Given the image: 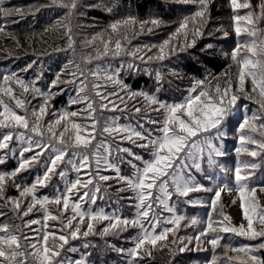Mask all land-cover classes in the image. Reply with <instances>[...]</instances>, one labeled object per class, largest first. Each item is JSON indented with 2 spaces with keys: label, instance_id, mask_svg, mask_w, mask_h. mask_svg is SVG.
I'll list each match as a JSON object with an SVG mask.
<instances>
[{
  "label": "snow or ice",
  "instance_id": "snow-or-ice-1",
  "mask_svg": "<svg viewBox=\"0 0 264 264\" xmlns=\"http://www.w3.org/2000/svg\"><path fill=\"white\" fill-rule=\"evenodd\" d=\"M184 3H198V9L195 13L186 17L176 28L167 40L158 48V54L155 57L140 55L141 52H151L153 47L147 46L138 48L133 52L127 53L135 59L141 61H151L153 59L163 61L167 56L177 55L181 52L192 48L196 44V39L203 34V26L207 22L209 0H182ZM52 4L61 8H69L67 16H71L73 10L80 6V0H69L65 3L64 0H52ZM232 7L249 8V3L239 4L237 0H231ZM260 15L253 17L250 12L247 17L236 16V21L247 20L248 24H253L255 19H259L264 15V4L260 5ZM111 11V8L107 9ZM22 10L17 8L16 12L20 13ZM6 17L11 16V10H5L0 7ZM67 18V17H66ZM60 24V27L65 29V34L68 36L69 41L72 40V27L69 21L68 24ZM139 24V31L143 33L145 30L153 32L156 28L160 27L162 21L157 18L150 20L138 21L135 17H127L123 21H117L110 25L112 33H118L121 28H128L131 26L133 34L136 33V25ZM151 25V27H149ZM5 26H0V32H4ZM237 36L241 33L240 27L235 29ZM247 31V29H245ZM227 33H225V36ZM249 35L255 36V30L249 32ZM183 37V41L179 38ZM189 37L191 39L189 40ZM95 39V38H94ZM127 39L126 35L122 39L115 41V48L112 49L110 42H105L104 55L110 51L113 55L118 56L125 51L123 47V40ZM88 43H91L90 41ZM71 47V43L69 45ZM207 47H211L208 45ZM240 45L232 51V59L236 60L239 55ZM255 42L248 46V52L256 55ZM264 51V49H261ZM90 62V61H86ZM28 64L22 71L27 72L33 67V64ZM257 67L256 64L245 58L241 63V70L239 74V88L236 91L244 92L245 68ZM125 66L122 64L120 68L115 69L113 72L108 70L111 74H106L101 77L99 69L91 72V76L97 81L103 79L106 82L119 85L121 90L127 92L129 99H135L137 96H142L147 102L148 107L158 105V108L152 109L153 111L163 110L166 113V118L163 122V127L160 129L162 135L154 136L151 129L145 128L143 123H138L137 126L131 124L119 123L120 117H110L101 130V135H107L112 138L113 142L128 141L137 148L150 151L151 159L143 160L142 156L137 155L131 148L116 147L113 150V145L102 141L96 145V150L89 154V149L96 138V131L99 121L95 119V112L97 111L95 104L96 101L92 100L89 96L84 95L87 89L85 83L87 77L83 72L79 73V87L76 89V97L69 99V104L86 103L87 107L82 110L86 114L85 118L91 120L90 125L78 124L70 120V117H77L81 113L62 111L58 118L48 124L45 130L42 126V120L48 113L51 100V89L57 87L61 83H75L78 77L73 73V79L69 81H61V73H57L56 79L52 80L49 85V92H42L40 88L35 86V81L31 82V86L26 84L25 81L19 78L16 72L6 74L3 77V83H0V128L6 129V132L0 133V150H10L15 152L16 149L10 148V142L13 140L20 141L19 148V163L18 166L11 172L0 171V202L5 206L10 205L11 211L14 212L21 219L28 216L37 208L42 209L44 212V227L47 229L48 221L62 219L70 211L72 215L67 216L66 223L63 224L62 232L67 234H60L56 236L55 233L44 231L42 241L37 244L27 243L30 239L29 236L14 233L9 230V226L4 224L0 226V264H16L18 258L20 264H29V257H32L37 264H88V259L92 253H81L79 259L73 260L71 257L65 256L64 259L58 260L62 254L67 251L71 253L78 252L79 249L70 246V240H85L95 234L96 223L107 221V225L103 228L102 236L117 235L121 232L127 231L129 228H140L137 242L135 246L127 250V255L132 259L129 264H135V260L141 257V253L145 252L151 256V250L147 246L155 249L158 246H167L165 242L169 239V234L176 237L177 231L183 226L188 227L199 223L196 217H193L189 224L182 225L181 222L186 218L176 212V204H170L173 196L178 198H188L190 193L193 192H215L211 199L212 211L215 212L219 205L221 194L223 191H231L235 187L239 194L240 207L243 211V218L247 222L246 227L244 224L237 226L231 225V218L223 215L221 220L214 221L209 214V220L202 232L194 236L178 237L179 243L182 247H178L179 253L192 251L190 247L193 241L196 242V251L204 250L201 244L210 234H215L214 238L207 239V243L211 245L213 251L221 244L222 237L219 235L223 233H234L251 240L257 238H264V230H257L254 226L258 223L264 226V207H262L257 198V192H264V184L259 187H250L254 170L259 167L256 163H245L243 167L237 165L233 172V182L231 184L224 183L217 185L215 188L206 187L199 183L193 174V169L204 175L208 181L215 178V173L206 174L204 172L203 164L206 162L209 169H214L218 164L217 157L227 155L224 150V145L221 143L219 146L214 141L222 140L227 136V132L223 130L226 120L233 114V109L238 108V101L241 97L237 96L232 88L231 83L221 91L219 85L216 86V97L209 91H200L198 95H192L196 92L197 88L202 86L205 81H196L193 88L190 90V95L186 97L184 103L168 104L161 102L157 99L156 95H150L143 91H132V89L124 84L119 79V74L124 70ZM128 70L139 69L134 63L127 65ZM63 71V70H62ZM247 75L253 77V91L259 88V95L261 97V106L264 107V77L257 81L255 73L248 72ZM38 79V78H37ZM162 79L159 72L156 73V80L159 82ZM14 81L21 89L22 93L17 95L14 89L9 84ZM103 85L100 83H93L92 89L96 97L99 98V110L104 111H127V105L120 108L113 98L117 97L116 93H106L103 91ZM63 91V89H61ZM159 91V88H157ZM34 93L43 98V103L38 109H32L29 114L30 101L25 94ZM4 96L14 101L15 108L10 106L4 100ZM15 109L22 110L24 114H19ZM136 114H140L144 109L137 107L134 109ZM31 117V119L29 118ZM186 116L187 119L183 117ZM261 119L258 116L245 117L244 121L240 124L238 131L241 133L239 137V146L235 149L237 154L242 151L246 152L252 157L260 155V152L255 150L249 151L246 147L247 144L258 145L261 150H264V141H258L252 136L246 137L242 130L250 128L251 131L256 132L259 130L264 135V124L257 125V121ZM149 123L156 124L157 121L149 120ZM71 125L70 127L68 125ZM63 126V131L57 129ZM23 128L24 132H19L17 129ZM90 129V130H89ZM32 135H28V132ZM215 132V135L210 133ZM45 132L49 134L48 142H44L43 137ZM83 133V134H82ZM205 133L209 135L205 136ZM204 136L202 142L198 141V137ZM39 137L40 139H36ZM55 140L60 147H56L52 141ZM26 145V146H25ZM103 150V151H101ZM30 155L26 158L25 154ZM127 154L134 160H141L143 167H140L132 160L123 157L121 154ZM46 154L49 156L50 162H43L41 158ZM7 152L0 155V165H4L7 161ZM119 160L117 164L115 161ZM95 164V175H93L92 168ZM124 163L130 164L136 171L132 176H124L121 174L120 168ZM68 164L76 173V179L68 180L67 171H58L61 165ZM43 166L45 169L42 175H38L35 180L30 184H15L17 176L23 172L28 171L33 167ZM101 169L104 171L112 170L115 172V177L102 175ZM221 171L227 173L231 169H225L221 166ZM246 173V174H245ZM59 175L61 180L65 181V188L61 190L57 188V195L55 197L38 196L39 189L46 188L56 175ZM115 179L118 184L126 185V187H118L117 192L122 193L125 191H132L135 194V204L132 205L136 208V215L129 219L128 217L121 216L118 211H113L106 214L104 209H93V205L97 200H102L105 196L110 197L107 189H102L101 182L107 184L108 181ZM14 184L19 192L18 197H11L6 195V187L9 184ZM113 185H108L111 188ZM83 190V191H82ZM76 199H73V197ZM123 197H121L122 199ZM131 199V197H130ZM90 201V203H89ZM186 203L198 204V200L186 199ZM235 202V201H233ZM26 205V207H25ZM50 205L58 207V215L50 211ZM162 207L164 211L171 213V218H165L162 215L157 216V211ZM5 215L0 211V216ZM87 220V230L81 229V224ZM155 220V223L152 221ZM171 224L172 227H165L163 231L156 233L157 227L161 224ZM75 222V223H74ZM40 221L32 220L25 224V227H30L31 224H38ZM149 224L151 231L145 228V224ZM50 235L53 239V244L49 246L48 241ZM27 243L31 251H26L21 240ZM59 241V243H56ZM185 241H187L185 243ZM177 240L173 239L172 243ZM42 245V246H41ZM65 246H69L65 248ZM115 248L114 245H110ZM94 247L93 245L85 242L84 249ZM225 248H229L225 245ZM259 249H264V243H260L255 248L252 246H242L239 248H231V251L236 253L235 257H229L230 260H235L238 264H264V258L259 257L255 253ZM117 252L125 253L122 248H115ZM246 257V259H244ZM208 264H216V256L213 255Z\"/></svg>",
  "mask_w": 264,
  "mask_h": 264
},
{
  "label": "trees",
  "instance_id": "trees-1",
  "mask_svg": "<svg viewBox=\"0 0 264 264\" xmlns=\"http://www.w3.org/2000/svg\"><path fill=\"white\" fill-rule=\"evenodd\" d=\"M64 2L69 3V0H64ZM0 7L5 10H11L12 13L11 16L6 17L0 12V26H5L4 32H0V83H3L4 75L16 72L19 75V78L23 79L26 84H29V86H31L32 81H35V86L40 88L42 92H49V85L52 80L56 79L57 73H61V81L72 80L73 73L78 77L75 83H61L57 87L51 89V100L48 113L44 116L41 122L46 126H48L52 118L53 120L58 118L57 114L62 111L73 112L77 109V111L82 113V110L87 107L86 103L69 104V99L76 97L77 95L76 89L79 87V79L82 78L79 77L80 72H83L87 77L85 81L87 89L84 92V95H87L92 100L96 101L95 107L97 109V115L98 112H101L98 106L100 101L99 98L95 96L92 89L93 83L98 82L103 85L104 87L102 90L106 93H116L117 97H122L123 102H121V99L119 98H113L120 108H124L125 105H127V111H107L108 114L101 113L100 115L102 117H106L105 121L100 117L98 118V121L102 124L101 128L105 126V123L110 117L114 116L120 117L121 121L119 123L133 124L132 121L136 120V118L133 117L135 114L134 109L137 107L144 109L142 113L138 114L143 117V121L147 114H163L164 111H153L152 109L158 108L159 106L153 105L151 108L148 107L147 102L142 96H137L135 99H129L127 92L121 90L119 85L106 82L103 79L97 81L91 76V72L97 71L98 69L99 75L103 77L106 74H111L108 72L111 68L114 72L115 70H113V67L115 65H117L116 67H119V65L121 66L123 64L125 68L119 74V79L124 84L128 85L132 91H143L150 95L154 94L159 101L168 104L179 103L181 97L184 98L185 96L190 95V90L193 88V85L196 81L200 80L205 81V83L197 88L196 92L192 93V95H198L200 91H209L214 97H216L213 91L217 85H219L221 91H223L229 83L235 85V77L240 74L241 68L236 64L231 68L232 77L227 75L230 71V68L228 69L230 56L227 53H224L222 43L223 38L219 36L220 28L218 25L219 18L224 14V0H209L208 15L206 17L207 22L203 26V34L196 39L194 47L177 55L167 56L163 61L156 59L148 61L147 63L149 64V67L145 66L144 61L133 58V63L139 69L138 71L127 69V65L124 62V57L127 53L133 52L138 48H143L145 45L149 47L156 46L152 48L151 52L140 53V55L155 57L158 54V48L163 41L167 40L173 33H175L176 28L186 17L192 16L195 11H197L198 3H189L188 5L179 0H80V6L73 10L71 16H67L69 8H61L53 5L52 0H0ZM17 8L22 11L17 13ZM108 8H111L112 10L108 11ZM130 16L135 17L138 21L157 18L162 21V24L153 32L145 30L143 33H140L139 24H137L136 33L138 34H133L131 26L128 28H121L118 33H112L110 29L111 24L117 21H123ZM58 21L62 24H68L70 21L72 27L71 42L65 34V29L60 27V24L57 23ZM149 27H151V25H149ZM125 35L127 39L123 40L124 52L118 56L113 55L111 51L107 55L103 54L105 42H110L111 48L114 49L115 41L117 39H122ZM179 39L183 41V37H180ZM190 39L191 37H189V40ZM89 41L91 43H88ZM70 43L71 47L69 46ZM208 45H211V47H207ZM119 59H122L121 64H119ZM255 60H258V58ZM255 60L253 64H256L257 67L253 68L249 65L245 70L247 73L250 71L255 73L256 79L259 81L264 77V65H259V62H255ZM34 61L35 63L31 69L27 72L22 71V69L26 68L28 64H32ZM157 72L161 74V77L164 80L157 82ZM169 72L171 73V76L170 79L167 80L169 77L166 74ZM247 73L245 76H247ZM248 77V81L244 80V91L248 95V99L251 100L253 108H258V113L255 115L261 119L257 121V125L264 124V107L261 106L262 102L259 95V88L253 91V77L250 75H248ZM174 79V83L169 84V82ZM9 84L17 95L22 93V89L14 81H10ZM237 85H239V82ZM157 88H159V91H157ZM61 89H63V91H61ZM0 95H2V93H0ZM25 95L30 101L28 109L29 114L32 109H38L43 103V98L37 94L28 93ZM3 98L10 104V106L15 108L14 101L6 96ZM15 110L19 114H24L22 110ZM108 116L110 117L108 118ZM29 118L31 119L30 116ZM126 118H128V120H126ZM75 119L70 120L82 125H87L86 122L88 121L91 122L85 118ZM241 119L242 117H239V120ZM68 126L70 127L71 125L69 124ZM144 126L146 128L147 124L144 123ZM21 129L22 128L17 129V131H21ZM6 131V129L0 128V133ZM98 131L99 129H97L96 132ZM247 131L248 134L246 137L252 136L258 141H264V135H262L259 130L253 132L250 128H247ZM105 135H103V137L112 141V138L110 139L109 136L106 137ZM153 135L156 136L155 134ZM13 141L10 142V148L13 146ZM15 143L18 144L17 142ZM124 143H126L127 148H131L137 155L142 156L143 160L150 159V151L137 148L128 141H124ZM247 145L249 149L260 152V155L256 157L249 155L245 158L246 160H244V164L256 163L259 165V167L254 170L253 180L250 182V187H259L264 184V150H261L258 145ZM18 148L16 153H18ZM225 149L226 146H224V150ZM5 152H7L8 159L4 165H0V171L11 172L18 166L19 161L15 160L16 158L12 156V151L10 150H0V155H4ZM121 155L132 160L135 164H141L140 160H134L131 157H127L126 153ZM224 157H226V155ZM216 159L219 160V157ZM115 162L118 164L120 163L119 160H116ZM130 166V164L124 163L120 169L121 171H127V168ZM203 167L204 171H207L208 167L206 163L203 164ZM223 167L226 168V166ZM232 167L233 166H227L228 169H232ZM214 170L215 176L220 179L218 180L219 185L233 182L231 179L226 178L227 174L221 171L219 164L215 166ZM20 175L21 174L17 176L15 184L30 185L36 178L35 168L31 172L29 170L25 173L26 176L23 178H20ZM197 179L206 187L212 185L215 181V179L208 181L204 178V175L201 174H198ZM49 189L51 191V186H49ZM133 194L132 191L128 190L123 192L122 195H118V202L111 200V205L114 211H118L123 217H128L129 219L133 218L136 211V208L132 206L135 203ZM6 195L11 197L19 196V192L14 184L10 183L9 186L6 187ZM214 195V191H200L190 193L188 198H178L173 196L169 203L176 204L177 214L183 215L186 218L181 224H189L193 217H196L199 223L188 227L182 226L177 231L176 237L169 234V239L165 242L167 246L160 247L159 243L155 249H152L150 245L147 246V249L151 250V256L146 254V250L141 253V257L143 258H137L135 264H201L202 262L205 263L212 253L217 255L220 251L223 252L225 256L230 257L225 253L226 250L223 248L222 244L223 242L226 244V237H231L230 234L234 233H222L220 235V232L219 235L222 237L221 244L215 249V251H213L211 245L204 248L201 247L204 250L196 251L195 249L197 245L196 242L193 241L190 246L193 249L192 251H186L184 253L178 252V247L183 246L179 243L178 237H189L199 233V229L207 225L210 213L211 218L214 221L221 220L223 215H225L224 213L220 214L221 209L219 206L221 201L215 212L212 211L211 199ZM126 196L131 197L132 203H127ZM121 197L123 198L121 199ZM186 199L198 200L201 203L193 205L186 203ZM0 211L5 213V215L0 216V226L7 224L10 231L17 233L18 235L22 233L26 236H29V227H25V224L31 221L34 217H39L41 215L39 214L41 211L37 208L28 216L21 219L11 211L10 205L5 206L3 202H0ZM156 215H162L163 217L170 219L172 214L164 211L161 207ZM47 225L50 227V224L47 223ZM106 225L105 221L96 223L95 234L90 235L86 240L84 238L70 240V246L76 247L79 251L75 253L65 251L58 260L64 259L65 256L71 257L75 260L80 258L81 253L90 252L92 255L88 259V264H129V260L132 258L127 255V250L135 246V243L137 242L136 237L141 229L138 227L129 228L127 231L121 232L117 235H109L105 237L102 236L101 233ZM161 225L172 227L171 224H160L155 230L157 234L165 228H161ZM231 225L234 226L232 223ZM31 227L32 226H30V228ZM98 228L101 230L99 231ZM145 228L151 229L150 225L147 223L145 224ZM47 229L52 232L57 231L56 233H58V235L67 234L62 232V229H57L56 231L51 228ZM81 229L83 231V228ZM33 231L35 232H32V234L38 232V230L35 229ZM214 235L215 234H210L207 238H214ZM29 237L32 239L27 243L37 244L39 242L37 240V235ZM239 237L240 240L235 239L233 245L231 244L232 240H229L231 246L239 248L246 245H252L253 240L242 236ZM173 239H176L177 242L172 243ZM85 242H88L94 247L84 249L83 244ZM186 242L187 241H185V243ZM27 243H25L23 239L21 240L24 249L26 251H31V249L28 248ZM56 243H59V241H56ZM48 244L51 246L53 243ZM110 245H114L115 248L124 249L125 253L122 254L117 252L115 248ZM67 247L69 246H65V248ZM255 254L264 258V249H259ZM20 259L22 258L17 259L16 264H20ZM29 264H37V262L34 261L32 257H29ZM65 264H67L66 260Z\"/></svg>",
  "mask_w": 264,
  "mask_h": 264
},
{
  "label": "rangeland",
  "instance_id": "rangeland-1",
  "mask_svg": "<svg viewBox=\"0 0 264 264\" xmlns=\"http://www.w3.org/2000/svg\"><path fill=\"white\" fill-rule=\"evenodd\" d=\"M179 1H182V0H179ZM237 2L239 4L249 3L251 5V7H249V8L241 7V8L234 9L232 7L231 0H224V7H225L224 8V14H223L222 17L219 18V21H218V25H219V28H220L219 36H221L223 38L222 43H223L224 53H227L230 56L229 64H228V69L230 68V71H229V74H227V75H229L231 77H232V69H231L232 66L237 64V66L239 68H241V63H242V61L245 58L250 59L252 62H254V60L258 58V60H255V62H259V65H264V51H261V49H264V15H261L259 19H255L253 24H248L246 19L245 20H240V21H236L234 19V17H236V16L247 17L250 12L252 13L253 17H256V16L260 15V12H261L260 5L264 4V0H237ZM186 4L189 5V3H186ZM236 27H240V29H241V33H240L239 37L237 36L236 31H235ZM245 29H247V31H245ZM253 30H255L256 35L255 36L249 35V32H251ZM225 33H227L226 36H225ZM253 42H255V45L257 46L256 55H253L252 53L248 52V46L252 45ZM238 43L240 45L239 55H238L236 60H233L232 59V51L237 48ZM262 53H263V55H262ZM133 58H134L133 56L127 54L124 57L125 64L128 65L129 63H133L134 62ZM121 62H122V59L121 60L119 59V64H121ZM116 66L117 65H115L113 67V70H115V69L120 67V65H119V67H116ZM145 66L149 67V64L147 62H145ZM245 73H247L246 70H245ZM166 75L169 77L167 80H169L170 76H171V73L169 72ZM235 79H236V81H235L236 84L235 85H233V83H231V84H232V88H233L235 94L237 96L241 97V99L238 101L239 107L233 109V114L226 120V122L224 124L223 130L227 132V136L222 138V140L214 141L217 146H219L221 143H223V145L226 146L225 151H226L227 155H226V157H224V156L223 157H219L218 164H219V167L226 166L225 169H228L227 166H233L231 171H228L226 173L227 176H228V177L226 176V178H229L232 181H233L234 169L237 167V165L243 166L244 165V160H246L245 158H247L249 156L246 152H243V151L240 154H237L235 152V149L239 146V137H240V134H241L238 131L239 126L244 121L246 116L247 117H253L256 113H258V108H253V106H252L253 104L251 105V100L248 99V97H247L248 95L246 94V92L244 91V93L243 92L240 93L239 91H236V89L239 88V85H237V83L239 82V76L235 77ZM161 80H164V79L162 78ZM245 80H247V81L249 80L248 75L245 76ZM92 81H94V80H92ZM174 81H175V79L172 80L171 82H169V81H166V82H169V84H171V83H174ZM176 81H178V80H176ZM213 92L216 95V88L214 89ZM188 96H185L184 98L181 97L179 103H184L186 97H188ZM170 104H177V103H170ZM99 105H100V103H98V106ZM0 110H2V109H0ZM74 111L75 112H79V111H77V109H75ZM79 113H81V112H79ZM82 113L80 115H78L77 117H70V119L85 118L86 114H82ZM101 113L102 114H108L107 111L98 112V115H97V112H96L95 116L96 115L97 116H96L95 119L97 121L99 120L98 119L99 117L102 120H104V121L106 120V117H102L100 115ZM109 117L110 116H108V118ZM133 117L136 118V120L132 121L134 125L133 124H131V125L136 126L137 123H143V124L146 123L147 124L146 128L147 129H151L153 134H155L156 136L162 135L160 129L163 127V122H164V120L166 118V113L165 112H163V114H160V113L154 114V115L147 114L146 117L144 118V121L142 120L143 117L139 116L136 113L133 115ZM239 117H242V119L239 120ZM183 118L187 119L186 116H184ZM56 119L57 118H55L53 120V118H52L51 122L55 121ZM75 120H77V119H75ZM126 120H128V118H126ZM149 120L157 121V123L156 124L149 123L148 122ZM120 121H121V119H120ZM90 123L91 122H89V121L86 122L87 125H89ZM42 126H43V128L45 130L48 127L45 124H42ZM233 126H236V127H233ZM101 127H102V124L101 123H100V125L98 124L97 129H99V131L96 132V138L93 141V143H92V145H91V147L89 149V154H91V152L95 151L96 150V145L100 144L102 141H106L107 143L112 144L113 145V150H115L116 147L127 148L126 143H124V141L122 143L113 142V140L111 141V140H108L107 138L103 137V135H101V130H102ZM24 131L25 130L22 128L21 131H19V132H24ZM59 131H63V126H61L60 128L57 129V134H58ZM242 132L246 136L248 134L247 128L242 130ZM210 134L211 135H215V132L213 131ZM28 135H32V133L29 131ZM204 135L207 136V135H209V133H205ZM105 136L107 137V135H105ZM49 138H50L49 134L47 132H45V135L43 137L44 142H48ZM36 139H40V138L36 137ZM110 139H111V137H110ZM203 139H204V136L198 137V141L199 142H202ZM13 142L14 143H13V146L11 147V149H16V151H17V148L18 147L20 148L21 142L20 141H16V140H14ZM15 142H17L18 144H16ZM52 143L56 147H60V145L55 140H53ZM246 147L248 148L249 151H252L251 149H249L248 145H246ZM19 148H18V153H16V151L12 152V156L14 158H16L15 160H17V161H19V159H17V158H19V155H17V154H19ZM101 151H103V150H101ZM29 155H30L29 153H26L25 157L27 158ZM151 158L152 157H150V159ZM252 159H254V158H252ZM41 160H42V164H43V162H50L48 154H46L44 157H42ZM140 162H141V164L138 163L136 165H138L140 167H143V163H142L141 160H140ZM132 163H134V162L132 161ZM34 168H35V171H36V177L38 175H42L43 171L45 170L43 168V166H40V167H33V168L29 169L30 172ZM28 171L21 173V175L19 177L23 178L24 176H26L25 173H27ZM58 171H67L68 180L76 179V173H75V171L72 170L71 165H68V164L61 165L60 168L58 169ZM120 171H121V169H120ZM135 171H136V169H134L132 166H130V167L127 168V171H121V174L122 175L124 174L126 176H132ZM92 172H93V175H95V164L94 163H93ZM204 172L206 174H212L213 172L215 173V170L208 168L207 171H204ZM100 174L108 175L110 177H115V175H116L115 172L112 171V170L104 171L103 169H101V173ZM193 174L195 176V179L198 181V179H197L198 174H201V173L196 172L195 169H193ZM201 175H203V174H201ZM224 178H225V176H224ZM53 179L54 180H52L49 183V186H51V191L49 189V186L46 187V188L39 189V191L37 193L38 196L55 197L57 195V191H56L57 188H60L61 190H63L65 188V181L61 180V178L59 177L58 174ZM214 179H215V181L212 183V185H209L208 187L215 188L217 185H219L218 184V182H219L218 180H220V179L217 178V176H215ZM198 182L201 183L200 181H198ZM229 184H231V183H229ZM108 185H113V186L111 188H108ZM101 187H102V189H107L108 190V192L110 193V197L111 198H109L108 196H105L104 199L97 200L96 204L93 205V209L96 210V209L102 208V209H104L106 214H110V213H112L114 211V209L112 208V205H111V200H113L114 202H118L119 201L118 195H122V193H123V192L122 193H118L117 192V188L118 187H126V185L118 184L115 179H112V180L108 181L107 184H104L103 182H101ZM133 197H135V194H133ZM257 198L259 200L260 205L262 207H264V192H259L258 191L257 192ZM73 199H76V197L74 196ZM131 200L132 199H130L129 196H126V201H127L128 204L132 203ZM220 201H221V204L219 206L220 209H221L220 210V214L224 213L225 215L229 216L231 218V223L234 226L238 227L239 225L244 224L245 227H246L247 222L243 218V211H242V209L240 207L239 194H238L237 190L235 189V187H232L230 192L227 191V190L223 191L222 194H221ZM233 201H235V202H233ZM89 203H90V201H89ZM49 207H50V211H52L53 214H57V215L59 214L58 213V207L56 205H50ZM108 207L111 208V209H109ZM39 210L41 211L39 213L41 215L39 217H34L32 220H38V221H40V223L35 224V225L31 224L30 226H32V227L28 228V235L29 236H33V235L36 236L37 235V240L39 242L42 241V239H43L44 231H48L49 233H55L56 236H59L58 233H56L57 232L56 230L57 229H62L63 228V224L66 223L67 216L72 215V213L69 211L66 214V216L64 218H62V219H58V220H54V221H48L47 223L50 224V227H47V228H51L52 230L56 231V232H52L49 229H45V227H44V223L45 222L43 220L44 212H43L42 209H39ZM135 215H136V211H135L133 217ZM105 222H106V224L108 223L107 221H105ZM152 222L155 223V220H153ZM161 224H164V223L161 221ZM254 226L256 227L257 230H264V226H262V225H260L258 223H255V218H254ZM164 227L165 226L161 225V228H164ZM204 227L200 228L199 232H202ZM32 228H34L35 230H38V232L32 234V232H35V231H33L34 229H32ZM81 228H83V230H87V220H85V222L83 224H81ZM98 229H99V231L101 230L100 228H98ZM148 230L151 231L152 229H148ZM222 233L223 232H221L220 235ZM230 236L231 237H226V244L223 242L222 246L226 250L225 253H227V255H229L230 257H235L236 253L231 251V248H233L234 246H231V244L232 245L234 244L235 239H239L240 240V237L237 236V235H234V234H230ZM207 239H209V238L204 239L203 243L201 244V247L204 248V247L210 246L207 243ZM229 240H232L231 244L229 243ZM53 242L54 241H53V239H52V237L50 235L48 243H53ZM260 243H264V238H257L255 240H253V243H252L251 246L255 248ZM225 245H228L229 248L226 249ZM213 255L216 256V264H228V263L229 264H238L237 261L230 260L229 257L225 256L223 254V252H221V251L217 255L212 253L210 255V257L207 259V261L205 263L202 262L201 264H208V262L212 260ZM244 259H246V257H244Z\"/></svg>",
  "mask_w": 264,
  "mask_h": 264
}]
</instances>
